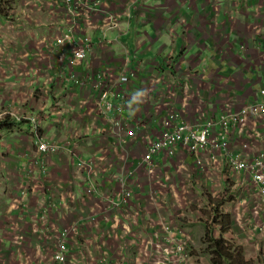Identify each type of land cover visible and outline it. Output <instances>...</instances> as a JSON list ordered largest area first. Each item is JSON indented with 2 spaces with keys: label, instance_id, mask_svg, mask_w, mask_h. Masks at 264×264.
Listing matches in <instances>:
<instances>
[{
  "label": "crops",
  "instance_id": "crops-1",
  "mask_svg": "<svg viewBox=\"0 0 264 264\" xmlns=\"http://www.w3.org/2000/svg\"><path fill=\"white\" fill-rule=\"evenodd\" d=\"M13 1L14 6L11 0L7 2L10 9L6 15L3 10L0 12V20L7 21L4 23L8 26L7 34L12 33L19 44L7 46L4 40L0 44L4 51L0 52L3 55L0 107L7 108H2L0 114H11L9 117L17 123L10 131L0 132V220L11 219L9 224L19 222L18 234L22 232L27 241L23 254L15 251L16 244H9L8 251L0 254V264H20L23 256L27 264L30 260L34 264H48L56 229L63 230L75 222L80 224V233L70 239L71 264H100L102 250L111 253L110 264H139L140 248L158 245L152 242L158 221L169 211L157 210L146 189H171L166 191L165 199L172 203L180 189H196L202 195L212 185L194 175L193 159L182 150L172 157L161 154L156 158V178L149 179L142 169L138 170L140 184L135 187L137 197L131 208L140 214L133 224V234L126 236L123 231L126 222L129 223L125 210L119 222L102 223V233L96 231L97 227L91 226L86 216L95 212L100 217L107 208V199L117 190L118 176L111 173L115 171L113 168L120 167L118 158L127 151L134 162L139 156L134 146L125 145L124 150L100 132L97 125L101 117L96 109L78 115L76 105L80 93L85 92L75 89L73 77L88 78L103 71L106 65L116 72L127 63L129 51L128 67L137 70L138 78L123 86L128 103L123 115L130 116L131 123L142 121V133L157 126L159 119L151 120V114L166 81H172L175 103L180 106L184 96L191 103L204 102L210 113L222 112L227 103L234 107L250 103L264 87V0H78L90 5L99 1V10L88 12L87 17L85 9H79L74 21L56 0ZM26 1L35 9L39 3V10L34 12L29 5L26 9ZM110 11L118 13L120 26L96 27ZM32 16L40 22L26 24L25 20ZM70 28L76 33H86L93 42L85 64L73 68L68 64L71 50L63 57L59 47L51 46L55 37ZM104 34L110 40L108 45L101 44ZM156 75L161 81L153 84L151 80ZM45 90L49 92L42 103L40 96ZM142 91L146 92L144 99L140 98ZM22 96L28 100L26 118H40V137L66 148L65 151L44 158L35 148L31 149L35 147L31 125L26 120H17L14 112L22 106ZM114 102L119 103L116 98ZM56 103L62 109L74 108L71 115L65 116L62 130L55 127L57 115L51 113ZM109 116L117 117L114 112ZM17 130L29 132L26 141L23 134L14 138ZM27 143L32 147L21 149L20 145ZM10 146L11 155H6ZM73 152L77 157L96 162L97 176L89 178V182L83 180L87 177L73 174L66 164ZM222 166L224 174L228 169ZM106 167L110 170L106 171ZM22 168L26 174L20 172ZM188 173L192 175L189 187ZM215 174L207 178L215 183L216 189H233L232 180ZM30 179L40 181L46 189L27 190L25 184ZM90 183L100 188L93 198L83 195ZM65 198L68 209L62 212L58 203L48 219L41 220L43 208L52 199L59 202ZM168 209L173 211L169 203Z\"/></svg>",
  "mask_w": 264,
  "mask_h": 264
},
{
  "label": "built area",
  "instance_id": "built-area-1",
  "mask_svg": "<svg viewBox=\"0 0 264 264\" xmlns=\"http://www.w3.org/2000/svg\"><path fill=\"white\" fill-rule=\"evenodd\" d=\"M2 1L6 0H0V3ZM56 1L64 5L72 21L76 19L79 9L84 8L86 14L90 11L97 12L99 10V1L91 5L87 2L80 3L78 0ZM119 20L118 13L110 11L106 13L101 23L97 24L96 27L112 29L120 26ZM258 32H262V29H259ZM102 40L103 43L101 44H109L110 40L106 39L105 34ZM51 46L53 48L59 47L63 57L68 50H71L72 55L68 59V64L73 68L85 64L93 47V42L86 33H76L74 29L70 28L59 37H55ZM127 52L126 62L128 63L130 60L129 51ZM127 63L116 72L106 65L103 71H96L88 78L78 79L73 77L75 89L78 92H85V94L80 93L81 98L76 105L78 115L83 114V112L92 113L96 109L101 117L100 124L97 125L100 132L111 138L112 142L120 145L124 150L127 145L134 146L139 156L137 162H134L131 153L127 151L125 155L119 157L120 159L118 158L117 164L120 167L118 170L113 168L115 171L111 173L118 176V188L107 199V208L102 210L100 217L95 212L86 216L89 224L97 227L96 231L99 230V233H102V223L119 222L125 210L126 218L129 216V223L126 222L123 231L126 236L133 234L135 227L133 224L136 223L137 215L140 214L139 210L131 208L137 197L135 187L140 184L138 170L142 169L149 179L156 178L158 165L156 158L161 154L172 157L179 150H182L193 159L194 175L211 183L212 186L208 189H216L215 183L207 178L210 177L211 173H217L221 179L224 176L228 180H232V192L235 193L233 197H236V200L241 198L243 203L251 202L252 205H255L253 209L261 217L259 226L261 231H264V87L254 95V100L250 103L240 107H234L232 103H227L222 112L210 113L206 110L204 102L191 103L187 96L183 97L181 106L177 102L175 103L177 98L172 89V81H166V87L158 93L156 104L153 107L154 113L151 114V120L159 119L157 126L153 131L148 130L146 133H142V121L131 123V117L126 114L123 115L128 104L127 94L123 90V86L134 83L138 78L137 70L129 68ZM160 81L161 77L159 75L151 80L153 84ZM48 92V90H45L44 94L40 96L42 103L43 96L48 95ZM145 97L146 92H140V98L144 99ZM115 98L118 99L119 103L114 102ZM73 111L72 106L69 110L60 108L57 103L53 106L51 113L57 115L54 125L58 130L64 128L65 116L67 114L71 115ZM111 112H114L117 117L112 118L109 116ZM118 116H122L120 120ZM23 119L31 125L32 137L35 140L34 146L39 156L46 158L65 151L66 148L45 141L40 137V118L38 116ZM17 120L20 121V118H17ZM236 142L239 143L238 147L235 146ZM258 145L259 147L255 151L254 147ZM66 164L71 168L73 174L87 177V180L83 178L84 182H89V178L97 176L96 162L77 157L74 152L68 157ZM222 165H226L228 169L225 170L224 174H222L224 169ZM98 167L103 168L99 164ZM108 169L110 170L109 167H106L105 170ZM179 170H183L182 167H179ZM41 171L44 172V169ZM20 172L27 173L23 168ZM191 180L192 175L189 174L188 187L192 183ZM59 186L63 187V184H59ZM98 190L100 188L90 183L84 190L83 195L87 198H93ZM146 190L149 199L152 200L157 210L169 211L166 217L164 215L158 221V231L155 232L152 240L153 243L158 245H153V248L146 245L142 246L141 263L147 264L149 258H152L149 256L148 249L155 251V247H158L159 259L167 260L168 264H187L189 255L185 244L189 242V237L180 228L183 221L181 209L190 203L201 209V203L196 204L197 202L192 197L187 196L188 198H185L183 189H180L178 195L174 197L176 204L165 199L166 191L171 189ZM188 190H191L189 191L190 194L195 196L192 189ZM22 192L23 195L26 194L25 190H22ZM58 203L62 205V212L69 207L66 198L59 202L52 199L43 208L42 221L48 219ZM168 203L171 205V209L176 207V217L173 216L174 210L168 209ZM230 204L227 205L228 208ZM235 204L239 205V203ZM205 206L208 205L204 204ZM190 215L196 216L193 213ZM168 217L170 221L167 220ZM212 220L209 223L215 226L216 222L212 223ZM85 225H88L87 222H85ZM79 233L80 224L78 222L70 224L63 230L56 229L54 249L48 264H71L70 239L75 235H79ZM110 257L111 253L108 250H102L100 264H110ZM153 264H164V262L158 261Z\"/></svg>",
  "mask_w": 264,
  "mask_h": 264
},
{
  "label": "rangeland",
  "instance_id": "rangeland-1",
  "mask_svg": "<svg viewBox=\"0 0 264 264\" xmlns=\"http://www.w3.org/2000/svg\"><path fill=\"white\" fill-rule=\"evenodd\" d=\"M8 1L10 0H6L4 2L2 1L0 3V12L1 10H3L5 14L9 11L10 4L7 7ZM11 2H13V6H14L15 5L14 1L11 0ZM28 5L31 6V10L34 12H37L40 7L39 3H37V7H36L37 9H35L31 2L26 1L25 2L26 9ZM36 14H37L36 17H38L39 13H36ZM28 21L35 23V22H40V19H37L34 16H32L31 18H28L25 20L26 24L30 25ZM5 22L7 24L6 19L4 22L3 20H0V44L4 40V43H6L7 46L17 47L19 45L18 41L13 36L12 33L7 34L8 26L4 24ZM3 26L5 27L3 28ZM33 41L35 42L34 39ZM0 52H4V51L0 48ZM2 60H3V55L0 54V61L2 62ZM21 102H22V106L14 109V112L16 113L15 116L17 118H20L21 122H25L23 118L27 117L25 112L28 107V100L26 97L22 96ZM2 108L7 109L6 106H2L0 107V110ZM20 134L25 135L24 141H26V138L28 137L29 132L17 130V136H15L14 138H17V137L20 138ZM7 135L11 136V134H7ZM9 145L11 144L9 143L8 146ZM20 146H21V149L23 150L32 147L31 143H27L26 145H20ZM31 149L34 150V147H32ZM7 150L8 152H6V155H11L10 151L12 150V146H10V148ZM25 187L27 188V190H45L46 189V187H43L41 185L40 181L31 180V179L28 181V184H25ZM223 190H225V192ZM183 191L185 192L183 194L185 198L192 197V199L197 202L196 204H198L199 202L201 203V206H202V208L200 209L198 206H194L192 205V203H190V204H186L181 209V212L183 215L182 217L183 221L181 222V224L183 226H180V228L189 237V242H186L185 244L186 250L189 255V262L187 264H222L220 259L214 260L212 259L213 256H211V254H213L215 257L217 255L214 252V247L212 245V242L209 240L211 239V234L209 232V229L208 230L205 229V225H204V222H206V219L211 220V219L206 218L209 213H211L210 215L211 218H213V215L215 214H216V219L218 218L217 221H214L216 222L214 226L215 229L212 232L215 236V239H217L218 241L228 242L231 245L234 244L238 247L237 252L235 253V255L238 257L236 259L238 264H264V231H261V228L259 226V224L261 223V217L253 209V206L255 205H252L251 202L243 203L241 198L236 200V197H233L235 193L232 192V189H204L205 192L202 195H199L194 189H192V191L195 192V196L190 194L189 191L191 190L183 189ZM172 203L176 204L175 201H172ZM217 203H220V205L218 206L219 210L218 208H216L215 210L213 209L214 214H212V212H208V210L211 211L213 207L215 208ZM229 203L231 204L229 205V208H228L227 205ZM235 203H239V205H236ZM204 204L208 206L204 207ZM172 209L174 210L173 216L176 217L175 212L177 211V209L176 207H173ZM201 210H204V213L200 214ZM192 213L195 214L196 216L190 215ZM9 220L5 222H2L0 220V238H2V241L0 239V254L8 251L7 247L9 248L10 245L14 246V244L17 245V248H15V251L23 254V249H24L27 239L25 238V235L22 232L19 236L18 231L16 229L21 224L19 222H14L16 224H12V223L9 224ZM167 220L170 221V218L168 217ZM189 221H192V222L188 223ZM209 227L211 229L210 224H209ZM37 231H38V227L36 226V232ZM214 236H213V239H214ZM36 238L40 240L39 235H36ZM4 240H7V242L5 243ZM155 248H156L155 251L148 249V251L150 252L149 256L152 258H149V261L147 264L157 263L158 261H162L164 262V264H168L167 260L159 259V252L157 254V250L159 248L158 247H155ZM140 251H142V248H140ZM22 258L19 263L27 264V260L25 256H23ZM140 259H141V256H140ZM48 260H49V257L46 260L47 263H48ZM29 264H34V263L32 262V260H30Z\"/></svg>",
  "mask_w": 264,
  "mask_h": 264
},
{
  "label": "trees",
  "instance_id": "trees-1",
  "mask_svg": "<svg viewBox=\"0 0 264 264\" xmlns=\"http://www.w3.org/2000/svg\"><path fill=\"white\" fill-rule=\"evenodd\" d=\"M11 118L12 117H9V115H4V116L2 115L0 117V132H3L5 130L10 131L13 126L17 125V123L15 122V119L13 118L14 119L13 120ZM18 124H20V123H18ZM219 205H220V203H217L216 207L215 208L213 207L211 211L208 210V212H212V214H214L213 209L215 210L216 208H218V210H219V207H218ZM202 213H204V210H201V214ZM210 215H211V213H209L206 218L211 219V220L213 219L212 223L214 221L218 220V218L216 219V214L213 215V218H211ZM209 221L210 220H207L206 222H204V225H205V229H207V230L209 229V232L211 234V239H209V240L212 242V245L214 247V252L217 255L215 257L213 254H211V256H213L212 259H214V260L220 259L222 264H238L236 261V259L238 257L235 255L238 247L234 244L231 245L228 242L218 241L217 239H215V236L212 233L213 230L215 229V227L212 224H210ZM209 224L211 225V229L209 227ZM213 236H214V239H213Z\"/></svg>",
  "mask_w": 264,
  "mask_h": 264
},
{
  "label": "clouds",
  "instance_id": "clouds-1",
  "mask_svg": "<svg viewBox=\"0 0 264 264\" xmlns=\"http://www.w3.org/2000/svg\"><path fill=\"white\" fill-rule=\"evenodd\" d=\"M2 115L4 116V113H3ZM2 115H1V116H2ZM1 116H0V117H1ZM9 116H10V115H9Z\"/></svg>",
  "mask_w": 264,
  "mask_h": 264
},
{
  "label": "bare ground",
  "instance_id": "bare-ground-1",
  "mask_svg": "<svg viewBox=\"0 0 264 264\" xmlns=\"http://www.w3.org/2000/svg\"><path fill=\"white\" fill-rule=\"evenodd\" d=\"M35 148V147H34Z\"/></svg>",
  "mask_w": 264,
  "mask_h": 264
}]
</instances>
